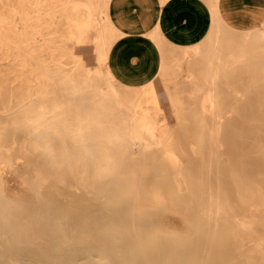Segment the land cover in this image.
<instances>
[{"label":"bare ground","instance_id":"1","mask_svg":"<svg viewBox=\"0 0 264 264\" xmlns=\"http://www.w3.org/2000/svg\"><path fill=\"white\" fill-rule=\"evenodd\" d=\"M109 1L28 0L23 11L16 9L13 12L14 16L19 17L23 29H28V25L33 23L31 28L35 33L30 35L33 41H27L22 46L13 44L16 52L13 53L12 60L17 61L18 70L30 68L27 73H31V69H34L36 80L40 78L41 85L46 83L48 87L45 91H40L37 97L34 88L40 83L29 79L26 95L17 99L18 105L23 108L7 118L14 122L17 130H27L24 147L33 154L32 162L37 172L35 189L39 190V184L47 180L51 184L50 189H53L49 192L50 200L38 193L35 195V204L22 207L2 193L0 173V246L5 244L10 249L9 254L16 257V262L20 264H227L229 258L235 255L236 249L244 247L246 240L250 239L252 243L247 245V251L258 252L264 264V235L261 234L264 231V217L251 211L247 212L249 218L239 221L234 227L237 242L228 236L217 237L222 223L224 231L232 229L226 225L228 213L223 214L218 203L215 211H206L209 217H201L198 220L200 224L197 221L198 230L202 234L191 240L181 243L174 236L169 237L164 245L160 241L150 243L146 234V231L154 227L153 217L156 215L163 218L162 223L167 225L174 224L172 218L176 214H182L185 220L190 221L192 213L185 205L179 209L181 204L178 203L184 199V184L194 186L197 182L207 183L209 187L205 191L211 194L214 181L216 184H226L227 187L222 189L230 193L234 189L232 182L251 187L263 181L257 174L264 170V154L251 152L263 137L260 139L261 136L253 129L236 133L233 130L237 126L253 127L257 122H264V112H257L256 107L248 106L257 101V92L253 89L243 90L249 98L245 105L236 108L238 114L231 117L219 111L218 102L221 99L219 85H225L222 77H231L227 73L234 69L247 71V63L254 65L250 72L252 75L256 71L260 72L259 69L264 71V63H261L264 61V26L254 32L217 31L206 51V46L203 45L193 47L191 52L186 49L175 53L172 70L181 72L185 82L177 81L176 78L164 79L166 94L176 118L174 123H169L165 118H158L164 111L151 80L136 87L122 84L109 70L106 76L103 74L109 49L117 35L107 14ZM36 12H43L48 17L45 20L48 32L36 31L38 26L34 22H43L41 17L34 16ZM215 18L217 24L218 17ZM5 19L8 22L6 25L0 20L1 50L3 46L12 47L8 34L12 16ZM60 25L66 29L63 37L58 32ZM15 28L20 29L17 25ZM3 30L7 33L4 34ZM91 30L95 32V37L89 41ZM62 38L74 43L69 53L76 59L74 66L70 68L71 73L78 69L90 73L81 50L84 45L93 44L97 66L94 74L87 76V80H92L93 83L95 81V85L91 83L95 88L100 82L108 88L105 93L95 92L96 104L89 110L90 114L79 113L76 109L75 122L79 123L75 124L67 123L71 121L68 119L67 106L61 104L65 103L64 100L59 105L53 104L57 101L53 74L65 64L59 59L60 56L67 55L57 45ZM194 52L200 56L192 60ZM22 54L25 58L19 59ZM45 55L50 57V61L45 59ZM206 56L210 59L204 68L207 75L205 78L200 75V71L199 75L196 74V70L198 62L202 61L201 57L205 59ZM164 69L165 64L160 73L163 78ZM171 82L176 89L180 88L181 93L187 94L189 102L200 105L197 108L200 118L225 117L222 122L214 123L212 134L216 136L220 126L226 122L228 128L224 135L228 143L225 151L227 155L223 150L222 154L232 159L229 165L221 164L220 161L214 163L218 167L215 172L219 176L215 174V178H195L191 177L195 174L194 171L183 169L179 157L171 153L166 155L168 166L172 170L167 172L168 178L163 179L160 186H173L175 194L170 199L175 200L176 204H169L157 189L150 187L153 184L148 186L142 179L144 175L146 177V174L151 173L149 168L153 163L147 152L151 149L170 152L173 134L184 127L186 116L194 111L190 109V112L185 113L183 98L186 96H181L172 89ZM190 82L194 85H190ZM225 93L229 94L226 90ZM41 94L48 96L46 100L51 103L50 106H44ZM29 98L34 100L32 107L27 106L26 100ZM205 102L209 105L206 106ZM260 102H264V98ZM103 103L106 107L100 106ZM32 112L33 115L28 117L27 114ZM156 136L159 137L161 146L155 145ZM211 145L217 148L214 143ZM12 148L3 145L0 140V172L1 164L10 160ZM218 159L221 158L217 157L216 160ZM190 165H197L196 158ZM230 171L235 173V179L229 178ZM68 175L75 178L68 180ZM188 175L190 177L187 178ZM62 185L64 187L60 188ZM98 187H103V192L93 194V189ZM62 204L69 206V210L66 211ZM152 207L161 210H149ZM213 213L216 215L213 216ZM0 264H8L1 250Z\"/></svg>","mask_w":264,"mask_h":264},{"label":"rangeland","instance_id":"2","mask_svg":"<svg viewBox=\"0 0 264 264\" xmlns=\"http://www.w3.org/2000/svg\"><path fill=\"white\" fill-rule=\"evenodd\" d=\"M28 3V0H0V20H3V24L6 25L8 22L6 21V17L12 16V24L10 25L9 29V38L12 44V47L3 46L0 49V140L3 141V145L13 147L10 151V160H7L1 164V190L2 193L9 199L15 201L17 205L22 207L32 206L36 203L35 195L40 193L43 196H46L48 200L49 192L52 191L51 184L47 180L42 184H39V190L35 189L34 183L37 181V172L34 163L32 162V152L29 149H26L25 138H27V130L20 129L17 130L16 126L13 124L11 120L7 118V116H11L12 114H17L20 112V109L23 107L19 106L17 103L18 98H23L26 95L27 87L29 86V79L33 80L34 82H41V79L38 78L36 80L35 71L31 69V73H27V70L30 68L20 69L16 68L17 61L12 60L14 58L13 53L16 52L13 44L24 45L27 41H33L30 38V35L34 34L35 31L32 30L33 23L28 25V29L22 28V23L19 21V17L14 16L13 12L17 9L24 10L25 5ZM31 7H29L30 9ZM103 15V14H102ZM34 16L41 17L43 22L42 23H35L38 28L36 31L40 33L48 32L47 27L48 24L45 20H48V17L44 15L43 12H36ZM60 16V14H58ZM43 24V25H42ZM18 26L20 29H16L15 26ZM42 25V26H41ZM1 26V25H0ZM65 27L60 25L58 27V32L61 36H65ZM4 34L7 33L6 31H2ZM95 32L91 30L89 31V41L94 39ZM39 39H37L38 41ZM58 46L61 47V51L67 53V55H61L60 60L64 61L65 64L63 67L58 70L57 73L53 74V77L56 80V102L53 104H58L64 100L65 103L62 105L67 106L69 114L68 119L71 122H67L68 124H75L79 122H75L77 119L76 111L78 110L79 113L88 114L89 110L93 108L95 103V92L102 91L101 93H105L108 88L103 82H100V85L95 88L91 85L93 83L92 80H87L88 75L94 74V70L96 68V64L86 62L88 64L89 69L91 70L90 73H87L86 70L78 69L77 71H73L71 73L70 68L74 66V59L69 53L74 46V43L67 41L65 38H62V41L58 40ZM21 55V52H20ZM45 59L50 61V57L48 58L45 55ZM196 56H200V54H193V59ZM25 58V56H20L19 59ZM29 57H27L28 59ZM212 58V57H211ZM210 58L206 56L205 59H201L200 63L198 62L196 70V74L205 76L206 71V63ZM30 61V60H29ZM261 63H264L262 61ZM9 64V65H8ZM107 66V65H106ZM253 64L247 63L248 70L243 71L234 69L232 72L227 73L228 76H223V81L225 85H219V92L221 99L218 102L220 112L224 113L227 117L234 116L238 114L237 107L245 105V102L248 100V95L243 93V90L253 89L257 92L255 103L249 104L248 106H254L257 108V112H264V102H260L261 98H264V71L254 73L253 75L250 73L253 69ZM103 67V74L106 76L107 69ZM201 68V69H200ZM17 69V70H16ZM10 70V71H9ZM16 70V71H15ZM200 71V72H199ZM226 74V75H227ZM260 76H259V75ZM256 75V76H255ZM258 75V76H257ZM22 78H18V77ZM238 77V78H237ZM259 77V78H258ZM200 78V77H199ZM203 78V77H202ZM200 78V79H202ZM250 78V79H249ZM262 79V80H261ZM245 80V81H244ZM249 81V82H247ZM247 82V83H246ZM43 83V81H42ZM45 83V82H44ZM95 83V81H94ZM93 83V85H95ZM249 83V84H248ZM41 85V83H40ZM38 85L34 88L35 95L39 97L40 91H45L47 89V85ZM170 87L176 90L181 96L184 95L186 97L183 98V106L185 113L190 112V109H194L193 112L188 113L191 114L186 116L185 125L181 127L179 132H176L172 136L171 141V151L167 152L162 149H151L147 152L150 156V160L153 162L152 166L149 168L151 173L146 174V177H142L143 182L148 186L154 187L157 191L166 198V201L170 203L176 204L175 200H171L170 196L175 194L174 188L171 184H167L164 186H160V182L163 179L168 178V171L172 170V167L168 166L166 155L169 153L173 154L174 156L179 157V159L183 163L184 170H191L194 171L195 174H192L191 177L199 178L205 176H213L215 178V174L219 176L218 173L215 171L218 170L214 163L222 162L221 164L229 165L232 162V159L229 156H225L226 150L228 147V143L225 141L224 132L228 128L226 122L220 126L219 133L215 136L212 134V129L215 122H222L224 118H212L207 116L205 118H200L198 114V106L189 102L187 94L185 92H180V88H175V85L171 82ZM186 88V87H185ZM187 89V88H186ZM225 90L227 93H225ZM33 91V92H34ZM242 93V94H241ZM177 94V93H175ZM226 94V95H225ZM44 100V106L48 107L51 103L47 102V95H42ZM236 98L233 102V99ZM239 99V100H238ZM27 106L32 107L34 100L29 98L26 100ZM25 103V104H26ZM36 103V102H35ZM233 103V104H232ZM108 104V103H107ZM232 104V105H231ZM205 105L208 106L209 103L205 102ZM101 107H106V104L103 103L100 105ZM230 107V108H227ZM260 108V110L258 109ZM77 109V110H76ZM107 109V108H106ZM80 110V111H79ZM235 111V112H234ZM90 114V113H89ZM198 114V115H197ZM33 115L32 113H28L27 116L30 117ZM169 123H174L176 118L173 111L168 113ZM159 119L165 118L164 112ZM220 119V120H219ZM227 119V118H226ZM73 121V122H72ZM108 124H117L119 122H105ZM246 123V122H244ZM260 127V128H259ZM253 129L259 136L262 141H259L258 144L255 145L254 149L251 152L260 155L264 154V122H257L255 126H237L234 127L233 130L236 132H240L241 130H248ZM263 130V131H262ZM213 135V137H212ZM212 137V138H211ZM215 137V138H214ZM217 137V138H216ZM213 139V140H211ZM217 148L212 147L213 144ZM215 141V142H214ZM154 143L156 146H161L160 139L158 136L154 138ZM210 143V145H209ZM216 143V144H215ZM262 143V145H261ZM213 145V146H214ZM210 146V147H209ZM193 147V150L191 149ZM210 149V150H209ZM218 153H217V151ZM225 152V155L222 154ZM221 152V153H219ZM212 153V154H211ZM221 154V155H220ZM222 156V157H221ZM213 157V158H212ZM221 158L220 160H216V158ZM196 158L197 165H190L193 159ZM216 160V161H215ZM210 161V162H209ZM215 161V162H214ZM220 161V162H219ZM231 161V162H230ZM165 162V163H164ZM229 162V163H228ZM160 163L165 164L161 166ZM152 172H157L156 174ZM216 175V177H217ZM263 181L260 184L253 185L251 187L240 186L236 183H231V186H234L232 193L229 191H224L222 188L227 187L226 184H216L214 181L213 188L211 194L207 193L205 190L209 187L207 183H195L194 186L192 184L183 185V192L182 196L184 199L179 200L180 203L179 209L183 206L187 208L191 213L192 216H189V220H185L182 214H176L175 217H170L173 220V225H167L162 223V219L159 215L153 217L154 227L146 231L147 240L150 243H154L156 241H160L161 244L166 245L167 240L169 237H176L182 243L184 241L191 240L196 235L202 234V231L198 230L197 224L199 223V219L201 217L207 218L209 217L206 211L213 210L215 211L218 207L216 204L218 203L223 211V214L227 212L228 222L226 225L231 227V230L224 231L225 229L222 227L224 223H222L221 227L219 226V234L217 235L218 238L221 237H229L230 239L237 242V238L235 236L234 227L235 225L241 221L245 220L248 217V211L252 213H256L259 216L264 217V170L260 171L257 174ZM235 173L230 171L229 178L235 179ZM190 177L189 175L187 178ZM68 180H73L75 177L72 175L67 176ZM190 179V178H189ZM219 188H218V186ZM224 185V186H223ZM79 186H82L79 184ZM222 186V187H221ZM64 187L63 185L60 188ZM83 187V186H82ZM218 188V189H217ZM221 189L223 192H221ZM220 190V191H219ZM92 192V191H91ZM99 192H103V187H98L93 189V194H97ZM206 192V193H204ZM78 194V193H77ZM207 194V195H206ZM218 194V195H216ZM213 195V197H211ZM217 196V197H216ZM216 197V198H215ZM201 198V199H200ZM219 198V199H218ZM53 202V201H52ZM200 202V203H199ZM64 209L66 211L69 210V206L66 204ZM210 205V206H209ZM209 207V208H208ZM149 210L158 211L161 210L158 207H152ZM200 210H202L200 212ZM203 212V214H202ZM216 213H213L215 216ZM166 218V217H164ZM203 218V219H204ZM191 219L193 223H191ZM198 221V223H197ZM200 224V223H199ZM207 224H205L206 226ZM220 225V224H219ZM258 228L261 229V226L257 225ZM233 232V233H232ZM225 233V235H224ZM261 234L264 235V231H261ZM241 240V239H240ZM257 240H255L256 242ZM252 241L246 240V245L244 247L236 249V253L234 256H231L228 260L227 264H263L260 259V254L254 250L247 251V245L251 244ZM1 252L4 254V258L8 262V264H20L16 262L17 258L9 254V248L3 244L0 246ZM9 257V258H8ZM239 262V263H238ZM208 264H216L215 262H209Z\"/></svg>","mask_w":264,"mask_h":264},{"label":"crops","instance_id":"3","mask_svg":"<svg viewBox=\"0 0 264 264\" xmlns=\"http://www.w3.org/2000/svg\"><path fill=\"white\" fill-rule=\"evenodd\" d=\"M107 14L117 35L105 69L130 86L139 87L151 80L169 122L168 113L174 110L164 79L185 82L181 72L172 70L175 53L191 52L203 45L206 51L217 31L254 32L262 28L264 0H110ZM92 46L84 45L81 53L86 62L96 64Z\"/></svg>","mask_w":264,"mask_h":264}]
</instances>
